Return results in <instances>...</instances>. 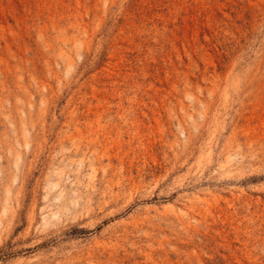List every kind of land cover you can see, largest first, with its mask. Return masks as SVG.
Here are the masks:
<instances>
[{
	"label": "rangeland",
	"instance_id": "1",
	"mask_svg": "<svg viewBox=\"0 0 264 264\" xmlns=\"http://www.w3.org/2000/svg\"><path fill=\"white\" fill-rule=\"evenodd\" d=\"M0 264H264V0H0Z\"/></svg>",
	"mask_w": 264,
	"mask_h": 264
}]
</instances>
